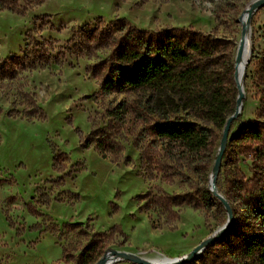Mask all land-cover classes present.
<instances>
[{
  "label": "rangeland",
  "instance_id": "374dc122",
  "mask_svg": "<svg viewBox=\"0 0 264 264\" xmlns=\"http://www.w3.org/2000/svg\"><path fill=\"white\" fill-rule=\"evenodd\" d=\"M2 1L15 10L0 7V69L12 75L0 76V264H79L80 252L93 241L104 253L174 259L220 228L226 212L207 200L206 173L170 158L160 146L142 147L150 160H141L135 144L148 122L160 118L145 123L135 114L120 121L108 116L117 105H138L142 96L100 93L94 69L109 48L85 41L79 28L99 32L116 20L148 32L192 28L226 41L227 58L236 52L241 16L254 0ZM249 27L244 98L229 138L258 107L254 62L264 54V5L253 12ZM15 56L18 61L11 63ZM169 117L191 119L184 112ZM93 130L120 153L107 152L102 159L94 144L83 149ZM225 151L219 193L231 163L253 177L238 145L229 142ZM38 188L48 205L40 203ZM197 258L184 264H203Z\"/></svg>",
  "mask_w": 264,
  "mask_h": 264
},
{
  "label": "trees",
  "instance_id": "16d2710c",
  "mask_svg": "<svg viewBox=\"0 0 264 264\" xmlns=\"http://www.w3.org/2000/svg\"><path fill=\"white\" fill-rule=\"evenodd\" d=\"M25 1L31 5L43 3V0ZM6 6L0 0L1 9L15 10ZM79 32L85 41L109 48L108 58L94 69L99 71L100 93L142 96L138 105H117L108 111V116L120 121L126 114H135L145 123L149 118H160L148 122L142 130L143 138L135 144L141 150V160H150L148 154H142V147L160 146L170 158L200 168L206 173L207 184L221 131L235 110V51L226 58L222 54L226 41L184 27L148 32L132 27L125 20H116L99 32L88 25L80 27ZM256 58L258 107L254 118L238 127L227 143L238 145V153L251 161L253 177L246 178L237 161L231 163L230 177L225 175V191L221 194L230 205L233 219L229 229L198 256L197 260L203 264H264V87H260L264 79V54ZM16 59L15 56L10 62ZM0 76L12 77L9 69L3 68ZM180 112L191 119L169 117ZM92 144L102 159L107 158V152L120 153L118 145L97 138L96 130L90 132L81 147L86 149ZM56 162L54 159V165ZM227 162L225 151L220 172H227ZM206 192L207 200L224 210ZM36 194L43 198L41 204H49L41 189H36ZM103 254V246L93 241L82 249L78 262L94 264Z\"/></svg>",
  "mask_w": 264,
  "mask_h": 264
},
{
  "label": "water",
  "instance_id": "95a60500",
  "mask_svg": "<svg viewBox=\"0 0 264 264\" xmlns=\"http://www.w3.org/2000/svg\"><path fill=\"white\" fill-rule=\"evenodd\" d=\"M262 5H264V0H254L251 3V5L246 8L245 13L248 15V19H246V21L244 23H242L241 33L243 32V30L245 28L250 29L249 23H250L251 15L253 14V12L256 9H258ZM241 50H242V44L240 43L237 46L236 57H235L236 62L240 58ZM247 64H248V62H247ZM245 73H246V70L244 71V74H243V76L239 82L238 77H237V72H236V66L234 64L233 76H234V81H235L236 89H237V98H236L235 110H234L233 114L227 118L225 125L221 131L220 139L218 142V147L216 149V154H215V157L213 160L212 169H211V173L209 175V181H208V190L222 205L224 211L226 212V221L220 228H218L216 231H214L207 239H205L203 242H201L199 245H197L190 253H188V254L180 257V258H177L174 262H172L170 264H184L185 262L199 256L201 254V252L205 249L206 246H208L210 243L215 241L217 238H219L222 234H224L229 229L230 224L232 222L233 216H232L231 208H230L228 201L224 198L223 195L219 194L216 191V188L214 185L211 186L209 184L214 183L217 179V176H218L219 171H220L225 147H226L228 139H229L231 124L233 123V121H235L238 118V116L241 112L242 107H240V105H241L242 100L244 98L242 86H243V81L245 78ZM108 255H111L112 257H114V261H116V262L124 260V261H128V262H132L134 264H156L153 261L142 258L138 254H133L130 252H125V251H110L108 253H105L97 261L96 264H106Z\"/></svg>",
  "mask_w": 264,
  "mask_h": 264
},
{
  "label": "bare ground",
  "instance_id": "6f19581e",
  "mask_svg": "<svg viewBox=\"0 0 264 264\" xmlns=\"http://www.w3.org/2000/svg\"><path fill=\"white\" fill-rule=\"evenodd\" d=\"M246 19H248V15L246 13H244L241 16V22L244 23L246 21ZM242 44V50H241V55L239 60L236 62L235 61V57H236V52H235V56H234V64L236 66V72H237V77H238V81L240 82L244 71L246 70V66H247V62L249 61V54H250V29L245 28L243 30V32L240 35L239 41L237 43V46L239 44ZM236 51H237V47H236ZM243 88V86H242ZM240 107H242V103L240 105ZM217 181V179H216ZM216 181L214 183H210L209 185H214L216 188ZM216 191L218 192L217 188ZM219 193V192H218ZM221 194V193H219ZM222 195V194H221ZM177 258L174 259H168V258H157L155 260H150L153 261L156 264H170L172 262H174ZM116 261H114V257H112L111 255H108L107 257V263L106 264H114Z\"/></svg>",
  "mask_w": 264,
  "mask_h": 264
}]
</instances>
